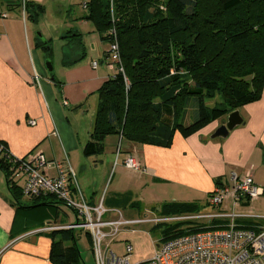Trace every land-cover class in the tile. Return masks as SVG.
Segmentation results:
<instances>
[{
  "label": "crops",
  "instance_id": "obj_1",
  "mask_svg": "<svg viewBox=\"0 0 264 264\" xmlns=\"http://www.w3.org/2000/svg\"><path fill=\"white\" fill-rule=\"evenodd\" d=\"M27 1L42 7L38 18L49 12L60 17L55 34L61 43V56L53 63L55 72L48 74L42 63L46 51L36 45L39 35L34 23L38 18L34 21L23 12L21 0H0V141L12 155L22 157L41 151L49 162L45 170L48 175L55 176L57 169L53 164L60 163L64 173L69 175L72 171L89 203H96L103 196L106 208L119 210L128 219L173 216L162 213L164 204L170 202L198 205L197 212L229 211L230 199L213 209L207 202L208 194L217 182L227 183L230 172H250L263 192L251 204L242 199L234 207L242 215L235 223L264 227V83L258 99L238 108L242 123L226 137H211L224 118L212 120L187 136L176 131L168 147L120 139L115 134L106 136L102 153L112 148L114 151V144L120 141L110 184L116 174L117 179L110 194L94 196L96 183L93 187L90 182H95V174L90 182L89 175L98 171L101 182L111 159H106L108 168L97 170L102 159L97 164L98 158L85 156L82 146L89 139L97 110V91L116 71L107 55L108 44L101 39L93 21L84 18L86 10L82 3L87 0ZM3 13L6 15L2 16ZM48 32L40 37L48 40L51 47L54 41ZM50 51L52 57V47ZM93 61H97L95 68ZM186 116L187 111L184 125L193 121L185 123ZM30 120L35 123L30 124ZM128 155H136L145 170L127 169L123 160ZM6 178L0 169V264H53L52 237L38 229L48 221L74 223L75 215L72 214L73 219L61 206L25 196L18 204ZM133 208L141 210L143 216ZM168 222L172 221L140 224L156 226ZM175 223L179 222H172ZM223 224L226 220H199L178 227L186 230L193 225Z\"/></svg>",
  "mask_w": 264,
  "mask_h": 264
},
{
  "label": "trees",
  "instance_id": "obj_2",
  "mask_svg": "<svg viewBox=\"0 0 264 264\" xmlns=\"http://www.w3.org/2000/svg\"><path fill=\"white\" fill-rule=\"evenodd\" d=\"M82 4L84 18L93 21L108 48L111 42L117 43L119 54L115 73L97 91V110L89 139L82 146L85 156L100 155L104 138L113 134L168 147L176 131L187 136L260 97L264 0H87ZM24 11L35 21L42 7L26 1ZM36 45L51 56L48 40L38 36ZM215 97V105L208 106L206 99ZM190 103L195 117L184 125L179 118ZM0 169L7 177L5 154H0ZM6 180L20 204L21 189ZM28 198L58 208L63 204L50 194ZM163 207L166 215L199 211L198 205L189 203L170 202ZM182 223L166 224L162 239L209 228L179 229ZM76 230L49 232L53 264H85Z\"/></svg>",
  "mask_w": 264,
  "mask_h": 264
},
{
  "label": "built area",
  "instance_id": "obj_3",
  "mask_svg": "<svg viewBox=\"0 0 264 264\" xmlns=\"http://www.w3.org/2000/svg\"><path fill=\"white\" fill-rule=\"evenodd\" d=\"M27 0H21L23 12ZM85 8V4H82ZM6 14L3 13L2 16ZM109 56L114 63L119 60L118 45L109 44ZM112 64V62H110ZM97 61L92 62L95 68ZM111 66V65H110ZM115 65H113L114 67ZM63 104L67 102L64 100ZM34 124V120L29 121ZM118 153V151H117ZM0 154L8 163L7 179L19 186L25 197L38 195H54L75 215V222L68 225L48 221L39 231L50 232L56 229H83L90 236L91 251L95 264H264V227H246L235 223L241 217L234 207L245 199L248 203L257 199L263 192L250 172L237 175L230 172L228 182L219 184L208 194L207 202L214 209L230 199V210H213L210 212H194L168 217L128 219L119 210H110L103 204V196L96 203H89L79 190L72 171L64 173L62 166L54 162L57 169L55 176L48 175L45 170L49 165L41 151L22 157L12 155L0 141ZM123 165L134 171H144L140 159L136 155H128ZM20 184V185H19ZM112 216L109 217L108 214ZM207 220H226L223 225H207L208 229L197 230L160 239L152 258L130 263V244L125 245L124 255H117L110 247L122 229L144 222H189Z\"/></svg>",
  "mask_w": 264,
  "mask_h": 264
},
{
  "label": "rangeland",
  "instance_id": "obj_4",
  "mask_svg": "<svg viewBox=\"0 0 264 264\" xmlns=\"http://www.w3.org/2000/svg\"><path fill=\"white\" fill-rule=\"evenodd\" d=\"M165 9V7H164ZM34 23V22H33ZM61 23L60 17L54 15V13H46L42 14L41 17L38 18V21L35 22L34 24L38 25L36 27V34L39 32L40 34L42 33L43 35L46 34L49 30L48 33H50V37H52L53 41L51 44V47L53 49V54L52 57L48 56L46 53L42 54V63L43 66L46 70V72L49 74L46 68V61L49 60L52 64V71L55 72L54 70V62L58 61V57L61 56V43H58V36H56V31L58 28V24ZM44 40V37L42 38ZM58 43V44H57ZM56 57V58H54ZM112 57V55H111ZM113 58V57H112ZM111 58V62L114 65V60ZM117 62V61H116ZM117 64V63H116ZM249 77V75H247ZM192 84V83H191ZM215 100H218L217 97L214 99H206V104L208 106H213L215 105ZM186 114V113H185ZM183 115L179 118V122H182L183 120ZM195 117L194 114V107L193 104L190 103L189 107L187 109V116L186 119L184 120L185 123L192 121ZM183 123V122H182ZM120 141H117L116 144H114V151L113 148L110 151H104L101 155L96 156L98 160L96 161L97 164L100 163V159H102V165H98L99 169L97 170H104L103 168L107 167V158H110L111 163L109 165V169L107 174L104 176L103 180L100 182V177L98 174V171H94L91 175H89L88 181L90 182L92 180V177L94 175V180L95 182H90V184L94 187L96 183V188L95 190V195L94 196H101V195H107L110 194L109 192L113 189L114 183L117 179V174L114 177V180L110 184L113 176H114V171L116 168L117 164V158L116 154L117 151L119 152L120 148ZM116 153V154H115ZM108 168V167H107ZM128 169V168H127ZM100 183V184H99ZM20 185V184H19ZM101 185V186H99ZM91 194V193H90ZM62 209L67 211L69 214V217L74 219V216L72 215V211L65 207L63 204H60ZM123 210V208H120ZM133 211L138 212L139 216H143V212L141 210L137 211L134 208L131 209ZM150 214H147L149 216ZM180 215V214H177ZM62 218V217H60ZM60 218L58 221H60ZM176 222V221H174ZM172 224V222H168L167 225ZM166 226V224H160L158 226H154L151 223L147 224H136V225H131L128 229H122L119 234L116 237V240H114L110 247L111 249L117 254V255H124L125 253V245L130 244L131 246V252L129 256V261L130 263H137V262H142L145 260H148L153 257L155 253V249L157 247V244L160 242V239L163 237L162 236V231L163 228ZM76 239H77V245L79 247L81 256L84 260L85 264H95L93 254L91 251V245L89 242V237L86 234V232L83 229H78L76 230L75 233Z\"/></svg>",
  "mask_w": 264,
  "mask_h": 264
},
{
  "label": "water",
  "instance_id": "obj_5",
  "mask_svg": "<svg viewBox=\"0 0 264 264\" xmlns=\"http://www.w3.org/2000/svg\"><path fill=\"white\" fill-rule=\"evenodd\" d=\"M39 36L41 34L37 33ZM46 68L47 71L51 74L52 73V64L49 60L46 61ZM242 123V116L238 109L233 110L232 112L228 113L226 118L221 122V124L214 130L211 134V137H226L230 130L234 127L238 126Z\"/></svg>",
  "mask_w": 264,
  "mask_h": 264
}]
</instances>
